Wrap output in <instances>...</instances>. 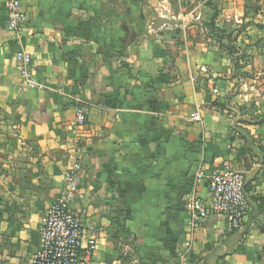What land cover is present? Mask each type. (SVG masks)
I'll return each mask as SVG.
<instances>
[{"label":"crops","instance_id":"0c3cea01","mask_svg":"<svg viewBox=\"0 0 264 264\" xmlns=\"http://www.w3.org/2000/svg\"><path fill=\"white\" fill-rule=\"evenodd\" d=\"M183 1L21 0L19 40L0 0V264H32L73 144L90 264H178L188 240L191 264H264V0L201 1L160 29ZM20 48L42 89L23 86ZM225 163L244 175L241 227L212 212L191 227L192 199L212 203L201 170Z\"/></svg>","mask_w":264,"mask_h":264},{"label":"built area","instance_id":"2783aa9c","mask_svg":"<svg viewBox=\"0 0 264 264\" xmlns=\"http://www.w3.org/2000/svg\"><path fill=\"white\" fill-rule=\"evenodd\" d=\"M4 4L7 28L20 40L23 27L28 20L21 0H4ZM15 60L23 86L28 89H42L44 85L32 69L31 54L25 48H20L15 54ZM97 107L104 109L103 105ZM192 119L197 122L203 121L198 113H194ZM86 121V108L79 105L70 125L78 131ZM69 146L73 161L64 174V190L50 203L41 218L38 225L39 246L33 254L32 264H90L97 248L99 231L94 227L85 229L81 216L71 206L73 199L80 194L81 157L78 156L76 145ZM199 177L202 179L207 177L212 203L206 207L198 198L192 199L191 227L195 228L212 212L225 218L229 230L240 228L249 209L243 173L225 163L207 174L201 170ZM191 243V240L186 241L184 250L178 254V264H191L189 255Z\"/></svg>","mask_w":264,"mask_h":264},{"label":"rangeland","instance_id":"374dc122","mask_svg":"<svg viewBox=\"0 0 264 264\" xmlns=\"http://www.w3.org/2000/svg\"><path fill=\"white\" fill-rule=\"evenodd\" d=\"M201 1H203V2H208L209 3V5H211L212 6V0H195V2H193V3H189V5H191V6H189V5H187V4H184V2L185 1H183V3L181 4V6H179V5H177V6H171V7H168V6H166V7H161V13H163V18H161V19H163V21H164V19H165V22H162V23H160V29H161V27H164V29H166V26L165 25H167V24H172V23H167V19H170L171 17L173 18V19H175V18H177L178 17V15L179 14H183V13H186V12H201L200 11V7H199V2H201ZM193 4V5H192ZM194 5H197L196 7L194 6ZM214 9V8H213ZM212 23V22H211ZM213 25V24H212ZM208 28H209V30H211V31H213V34L214 35H216V36H218V37H220V35H218V33H216V32H214V30H213V27H211V26H208ZM221 38H223L224 39V41H225V48H226V50L228 49V50H232L233 49V46L232 45H234L233 44V36L232 35H230V34H228V33H225V34H222L221 35ZM221 40V39H220ZM240 56H242V55H238V56H234V58H233V62H236L237 61V59L240 57ZM243 61H244V59H243ZM237 64H238V62H237Z\"/></svg>","mask_w":264,"mask_h":264},{"label":"water","instance_id":"95a60500","mask_svg":"<svg viewBox=\"0 0 264 264\" xmlns=\"http://www.w3.org/2000/svg\"><path fill=\"white\" fill-rule=\"evenodd\" d=\"M161 21H160V23H162L163 22V19H160ZM166 21H168V20H166Z\"/></svg>","mask_w":264,"mask_h":264}]
</instances>
